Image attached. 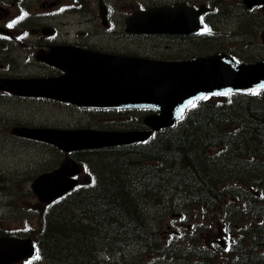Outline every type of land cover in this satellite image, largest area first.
<instances>
[{
  "label": "trees",
  "instance_id": "16d2710c",
  "mask_svg": "<svg viewBox=\"0 0 264 264\" xmlns=\"http://www.w3.org/2000/svg\"><path fill=\"white\" fill-rule=\"evenodd\" d=\"M257 102L242 96L225 107L201 102L179 125L159 130L138 153V158L154 159V165L136 169L133 153L128 159L117 156L95 164L91 184L73 191L46 211L38 209L41 219L35 239L40 253L61 264H101L98 258L104 252L126 251L137 256L134 264L185 260L188 253L206 264H264V107ZM227 126L232 131L224 129ZM114 149L105 147L95 153L100 158L115 154ZM214 149L218 152L211 151ZM243 172L257 180L247 179ZM239 181L253 182L261 195L250 192L249 186L233 185ZM160 184L176 197H192L187 202L195 206L223 204L228 198L227 204L237 207L245 201L247 218L239 212L241 209L235 213L224 211L228 217L238 216L235 225L242 226L236 229L241 231L238 244L218 254L200 245L195 233L183 238L160 235L161 230H154L142 212L148 199L153 215L162 217L170 212L173 202L163 198ZM148 189L153 196H149ZM6 231L0 227V234Z\"/></svg>",
  "mask_w": 264,
  "mask_h": 264
},
{
  "label": "water",
  "instance_id": "95a60500",
  "mask_svg": "<svg viewBox=\"0 0 264 264\" xmlns=\"http://www.w3.org/2000/svg\"><path fill=\"white\" fill-rule=\"evenodd\" d=\"M250 5L264 0H248ZM189 7L135 13L127 19V30L138 32H196L201 23ZM264 39V32H263ZM54 61L66 68L63 79L24 80L8 87L20 93L50 95L84 106L155 105L163 114L153 120L157 127L173 125L184 107L205 93L246 90L264 85V60L231 65L217 53L190 61L156 60L108 53H67ZM43 57H47V54ZM68 70V71H67ZM19 86L21 89L15 87ZM14 132L57 144L66 151L94 148L137 140L135 133L119 130L16 127ZM145 133L142 136H146ZM79 165L66 158L60 167L40 174L32 188L41 200L50 202L78 184L73 177ZM36 251L31 237L0 236V264H12Z\"/></svg>",
  "mask_w": 264,
  "mask_h": 264
},
{
  "label": "rangeland",
  "instance_id": "374dc122",
  "mask_svg": "<svg viewBox=\"0 0 264 264\" xmlns=\"http://www.w3.org/2000/svg\"><path fill=\"white\" fill-rule=\"evenodd\" d=\"M151 0H123L124 9L131 10L127 6L130 2L151 4ZM225 7V11L214 17L213 26L208 35L200 40L184 41L179 43L166 42L157 36H143L137 38L123 37L122 52L139 54H164L170 53H207L215 46L235 51L245 57L248 62H253L263 57L264 45L261 40V32L264 29V16L260 8H247L239 0H224L217 3ZM250 9V10H249ZM223 33L222 36H220ZM220 36V37H219ZM22 71L29 72V66L22 65ZM212 100V99H210ZM126 116V118H123ZM128 111H83L62 108L59 104L41 102H24L23 100L0 99V227L17 228L24 233L34 228L31 234L39 236L40 215L37 209H45V204L39 202L32 194L30 182L39 172L52 167L64 157V154L54 145L38 140L15 136L10 127L16 124L46 125L57 127H88L117 128L120 122L128 120V124L136 121L131 118ZM79 158L90 159L89 153L82 152L74 155ZM55 162V163H54ZM80 176H83L81 174ZM241 182H238L240 185ZM242 184V183H241ZM43 204V205H42ZM21 206V207H20ZM171 215L163 217L162 230L164 237L170 236L183 238L185 232L199 229L201 241L211 240L213 245L207 243L215 253L223 254L219 248L218 239L227 238L233 232L232 217L225 218L222 205L212 207H191L181 209L173 203L168 209ZM182 216L177 218V212ZM27 219L29 221H24ZM43 220V218H42ZM157 220V219H156ZM155 220V221H156ZM167 234V235H166ZM230 241L226 242L225 250L229 248ZM193 247V246H192ZM185 260H160L162 264H205L193 253H188ZM104 257L107 264L110 258ZM128 262H132L134 256L128 252L125 256ZM109 260V261H108ZM103 262V261H101ZM121 256L110 264H125ZM19 264H60L47 255H39L22 261ZM69 264V263H67Z\"/></svg>",
  "mask_w": 264,
  "mask_h": 264
},
{
  "label": "flooded vegetation",
  "instance_id": "af4514ba",
  "mask_svg": "<svg viewBox=\"0 0 264 264\" xmlns=\"http://www.w3.org/2000/svg\"><path fill=\"white\" fill-rule=\"evenodd\" d=\"M223 0H151L154 4L186 2L199 5ZM123 0H0V97L27 101L55 102L47 97H28L10 91L5 84L10 80L55 78L64 71L38 58V52L83 51L85 49L117 53L123 50V37L137 38L139 33H124L123 19L140 2L123 7ZM134 10V11H135ZM211 10L205 12L209 16ZM12 25L11 27L9 25ZM163 35V34H162ZM175 35V36H174ZM164 35L175 42L176 36ZM185 37L186 35H181ZM29 66V72L22 71ZM61 107L89 110L88 107L57 101Z\"/></svg>",
  "mask_w": 264,
  "mask_h": 264
},
{
  "label": "bare ground",
  "instance_id": "6f19581e",
  "mask_svg": "<svg viewBox=\"0 0 264 264\" xmlns=\"http://www.w3.org/2000/svg\"><path fill=\"white\" fill-rule=\"evenodd\" d=\"M90 218V217H89ZM104 220V219H103ZM107 225V224H106ZM130 237V236H129ZM133 244V243H132ZM245 256V255H244ZM238 257V256H237ZM109 261V260H108ZM252 261V260H251ZM106 262H107V260H106Z\"/></svg>",
  "mask_w": 264,
  "mask_h": 264
},
{
  "label": "snow or ice",
  "instance_id": "6c2138e0",
  "mask_svg": "<svg viewBox=\"0 0 264 264\" xmlns=\"http://www.w3.org/2000/svg\"><path fill=\"white\" fill-rule=\"evenodd\" d=\"M9 26L11 27L12 25L10 24Z\"/></svg>",
  "mask_w": 264,
  "mask_h": 264
}]
</instances>
